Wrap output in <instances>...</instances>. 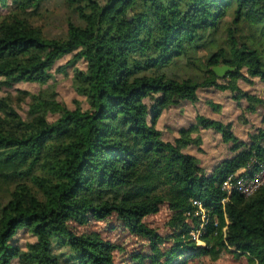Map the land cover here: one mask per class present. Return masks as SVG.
<instances>
[{"label":"trees","instance_id":"16d2710c","mask_svg":"<svg viewBox=\"0 0 264 264\" xmlns=\"http://www.w3.org/2000/svg\"><path fill=\"white\" fill-rule=\"evenodd\" d=\"M46 1L0 0V264L67 263L55 246L70 250V264H116V245L69 226L111 216L147 241L153 261L138 256L137 264L216 259L231 249L264 264V187L220 203L227 174L264 160V99L239 86L264 84V0H64L74 19L61 36L36 24ZM220 64L233 70L219 78L211 68ZM67 68L84 100L73 109L48 85ZM19 84L42 89L33 94ZM3 89H16V97ZM207 89L229 93L239 121L247 125L244 115L257 114L261 126L242 140L231 123L197 114L194 125L164 140L157 129L163 113L197 103ZM27 100L24 118L14 103ZM207 104L219 113L221 106ZM200 130L215 131L226 145L209 172L183 152L201 150V137L191 136ZM194 199L209 217L203 245L186 224ZM163 205L180 223L169 238L144 222ZM23 233L31 241L20 244ZM166 240L171 246L161 251Z\"/></svg>","mask_w":264,"mask_h":264},{"label":"rangeland","instance_id":"374dc122","mask_svg":"<svg viewBox=\"0 0 264 264\" xmlns=\"http://www.w3.org/2000/svg\"><path fill=\"white\" fill-rule=\"evenodd\" d=\"M6 10L0 8V14H5ZM73 14L70 9L67 8L64 0H47L44 7L41 18L36 22L38 26L44 30L48 36H61L63 34L65 23L68 19L73 20ZM69 57L64 58L58 62V65H62L67 62ZM79 67H84L82 63H78ZM228 74V73H227ZM225 74V76L227 75ZM55 81V83L52 82ZM48 82V85H54L58 94V101L63 103L67 108L73 109L75 101H84L83 97L78 96L72 85V68H67L64 73H55L54 79ZM239 86L244 91H251L257 93L262 99H264V84L255 80L253 86H248L244 82L240 81ZM19 89H25L33 94H37L40 89L39 86L30 84H19L16 86ZM16 89H3L1 95H11L16 97ZM198 102H182L176 106L171 107L168 111L164 112L157 129L162 132L163 139L166 141H172L178 137L179 130L188 129L195 124V117L197 114L204 115L211 119L222 120L225 123H231L233 131L236 135L246 140L248 134L253 131V128L261 126V118L256 115L245 114L247 125H244L239 121L238 117L241 114V110L236 107L235 102L230 98L229 93L225 94L213 90H199ZM28 102L17 105L14 103L15 109L26 118L28 111ZM212 102L221 106L219 113L213 111L207 104ZM245 103L243 102V105ZM262 115L264 111H261ZM201 137V150L194 148H186L183 150L185 154L194 156L202 167L207 168L209 172L217 162L221 161L226 156V145L221 141V135L215 133L213 130H200L197 133H192V137ZM213 166V167H212ZM212 167V168H211ZM173 213L167 207L163 205L160 207L159 213L148 216L144 219V222L157 234L163 238H169L178 233L180 223L172 224ZM72 230L76 234L82 233H97L103 240L108 241L117 246V250L113 252V257L116 264H137L136 258L143 257L145 262H152L153 255L149 248V245L145 239L139 236H133L127 232L125 227L114 216L107 218L104 221H90L85 226H77L74 223L69 224ZM31 241L27 234H21L19 237V243ZM170 240L160 246L161 251L167 250L171 244ZM54 252L61 256V259L68 263L70 256V250L63 246L57 249L54 247ZM182 264H249L246 256L234 257L232 249L230 251L223 250L220 252L216 259L212 257L202 256L195 259H190Z\"/></svg>","mask_w":264,"mask_h":264},{"label":"built area","instance_id":"2783aa9c","mask_svg":"<svg viewBox=\"0 0 264 264\" xmlns=\"http://www.w3.org/2000/svg\"><path fill=\"white\" fill-rule=\"evenodd\" d=\"M264 187V160L259 162L251 160L244 168L239 171L227 174L221 184V192L224 194L221 204L224 205L233 194H239L246 198L254 195ZM193 212L186 219V224L190 227V238L197 245H203L202 236L206 232L209 222L207 208L197 199L191 201ZM193 217L198 219V224ZM216 225V224H215Z\"/></svg>","mask_w":264,"mask_h":264},{"label":"water","instance_id":"95a60500","mask_svg":"<svg viewBox=\"0 0 264 264\" xmlns=\"http://www.w3.org/2000/svg\"><path fill=\"white\" fill-rule=\"evenodd\" d=\"M232 70H233L232 68L224 64H220L211 68V71L219 78L224 77L225 74L231 72Z\"/></svg>","mask_w":264,"mask_h":264}]
</instances>
